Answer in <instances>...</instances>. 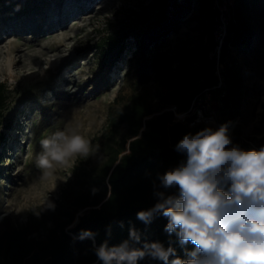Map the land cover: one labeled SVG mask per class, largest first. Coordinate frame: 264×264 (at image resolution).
Masks as SVG:
<instances>
[{"label": "trees", "instance_id": "obj_1", "mask_svg": "<svg viewBox=\"0 0 264 264\" xmlns=\"http://www.w3.org/2000/svg\"><path fill=\"white\" fill-rule=\"evenodd\" d=\"M254 1L234 2V13L219 53V62L223 64L221 85L216 58L210 56L216 45L211 35L214 22L210 0H199L196 6L209 36L201 47L183 49L171 56L160 48V39L154 41L152 48L145 41L138 44L131 60L136 84L126 102L108 115L99 145L100 166L89 168L84 163L74 166L72 182L62 191L50 226L44 231L37 218L18 227L7 226L0 236V264H102L96 250L105 243L112 248L129 240L131 228L140 237L139 242H132V247L144 249L152 242H160L165 248H174L176 256L188 258L186 253L194 245L182 247L174 234L170 236L165 231V217L157 215L146 224L137 218V213L157 203L154 194L157 191L176 194L175 188L163 189L158 176L186 160L176 150L186 134L211 128L201 122L189 125L173 121V113L166 110L170 104L178 112H184L198 93L211 88V108L219 122L228 125L243 117V108L255 91L247 85L248 75L238 55L246 54L253 40L250 10ZM166 2L155 0L160 9ZM108 27L109 34L90 46L100 51L102 59L114 58L120 52L119 27L112 24ZM6 93V86L0 83V116L6 105ZM258 130H262L260 137L255 135ZM241 134L243 126L239 122L235 124L233 140L242 150L264 147V115L255 132L245 139L240 138ZM89 232L91 236L85 235ZM138 264L162 262L145 256Z\"/></svg>", "mask_w": 264, "mask_h": 264}, {"label": "rangeland", "instance_id": "obj_2", "mask_svg": "<svg viewBox=\"0 0 264 264\" xmlns=\"http://www.w3.org/2000/svg\"><path fill=\"white\" fill-rule=\"evenodd\" d=\"M105 2L92 6L77 25L69 21L66 27H62L64 31H69L64 35L56 34L53 41L62 42L64 47L50 54L52 60H60L59 63L64 64L76 57L75 66L83 71V75L77 81L76 78L72 81L79 86L88 81L84 86L85 92H91L97 86L102 90L97 93L101 94L102 102L99 103L96 122L83 135L91 146L89 155L77 156L67 164H59L60 174L33 176L35 171L43 168L39 164L43 151L40 141L63 130L64 111L75 100L69 101L66 97L68 92L77 89L68 78L74 72V64H70L63 73L66 81L52 76V71L38 78L35 83L41 84L43 90L37 94L34 88L27 87L25 80L32 71L17 69L16 76L0 74V83L7 88L6 105L0 116L4 141L0 145V236L7 226L18 227L33 218H37L44 231L50 226L51 214L61 199L62 191L72 182L74 166L81 163L89 168L100 166L102 156L99 145L108 115L126 102L136 84L131 60L140 42L145 41L152 48L154 41L160 39V48L171 56L177 55L180 50L199 48L208 42L206 28L192 0H167L162 9L156 6L155 0ZM250 14L253 40L246 54L238 55L248 75L247 85L255 91L244 106L243 117L239 120L244 136L256 131L264 115V0L251 3ZM108 24L115 25L117 29L119 27L120 52L114 58L102 59L100 51L90 46L109 34ZM38 62L46 61L40 59ZM38 69L39 66L34 72ZM93 77L99 78L95 80ZM150 86H154V83L150 82ZM25 97L31 99L27 104L22 101ZM17 121L20 126L14 131V127L18 126ZM261 131H257L256 137L261 136ZM2 174L7 176L3 177Z\"/></svg>", "mask_w": 264, "mask_h": 264}, {"label": "clouds", "instance_id": "obj_3", "mask_svg": "<svg viewBox=\"0 0 264 264\" xmlns=\"http://www.w3.org/2000/svg\"><path fill=\"white\" fill-rule=\"evenodd\" d=\"M40 143L39 164L47 168L91 150L77 129L58 130ZM230 145L226 125L186 134L176 145L186 160L158 176L160 186L175 188L176 194L157 191V203L137 213L146 224L157 215L165 217L170 236L174 234L182 247L194 245L187 259L160 242L132 247L140 237L131 228L129 240L96 250L102 264H138L145 256L162 264H264V147L245 151Z\"/></svg>", "mask_w": 264, "mask_h": 264}, {"label": "bare ground", "instance_id": "obj_4", "mask_svg": "<svg viewBox=\"0 0 264 264\" xmlns=\"http://www.w3.org/2000/svg\"><path fill=\"white\" fill-rule=\"evenodd\" d=\"M105 1L0 0V74L16 76L17 69L32 71L25 77V80L28 83L27 87L34 88V93L37 94L43 90L41 84L39 86L38 83H35L38 78L44 76L48 71H52L54 73V75L51 74L52 76L66 81L63 73L70 64H74L72 69L74 72L69 74L68 78L71 80L70 84L77 86V89L74 90L75 92H68L66 97L69 101L75 100L69 104L71 108L68 107L64 111L66 117L62 120L61 127L63 126V130L66 128L77 129L81 135H84L88 131L87 128H92L96 122L100 111L99 103L102 102L101 94L97 93L102 90L97 86L93 91L85 92L84 86L88 81L85 80L81 86L72 81L75 78L77 81L83 75V71L78 70L75 66L76 57L68 59L69 62L65 64L59 63L60 60L51 59L50 54L53 51L64 47L62 42L53 41V37L56 34H66L69 30L64 31L63 28L68 25L69 21H72L73 25H77L83 21L92 6L104 4ZM77 10L79 11L76 12ZM71 37L69 36V38ZM40 59H44L47 65L44 62H40V64L38 62ZM37 66L39 69L34 72ZM98 78L93 77L95 80ZM87 79L89 80L90 77ZM57 85L53 84V86ZM30 100L29 97H25L22 101L27 104ZM19 123L14 127V131L18 130ZM60 172L59 163H57L52 168L43 167L41 170L35 171L33 176L60 174ZM2 176L6 177L7 175L2 174Z\"/></svg>", "mask_w": 264, "mask_h": 264}, {"label": "built area", "instance_id": "obj_5", "mask_svg": "<svg viewBox=\"0 0 264 264\" xmlns=\"http://www.w3.org/2000/svg\"><path fill=\"white\" fill-rule=\"evenodd\" d=\"M197 5L199 0H192ZM235 0H210L211 7L213 9V25L211 35L213 37L215 45L214 52H210V56L216 58V74L219 79V85H221L222 78L220 71L223 68V64L219 62V53L221 44L224 41V38L227 33V26L233 16V6ZM211 88H204L200 93H198L191 101V105L188 110L184 112H178L175 105L170 104L166 110H169L173 113V121H180L183 123H188L193 125L196 122L204 123L205 125L213 128L214 130L218 129L220 126L224 125L219 122L215 116L214 111L211 108ZM193 117L192 120L189 119ZM240 117L231 121L230 124L226 125L228 128V135L232 141L231 146L240 145L233 140V132L236 123H239ZM241 139H245L244 134L240 135Z\"/></svg>", "mask_w": 264, "mask_h": 264}, {"label": "snow or ice", "instance_id": "obj_6", "mask_svg": "<svg viewBox=\"0 0 264 264\" xmlns=\"http://www.w3.org/2000/svg\"><path fill=\"white\" fill-rule=\"evenodd\" d=\"M42 163L45 164V165H47V161L46 160L45 161H42Z\"/></svg>", "mask_w": 264, "mask_h": 264}]
</instances>
